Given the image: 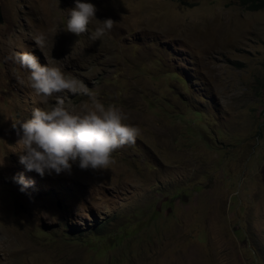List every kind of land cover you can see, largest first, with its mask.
Wrapping results in <instances>:
<instances>
[{
	"label": "rangeland",
	"instance_id": "1",
	"mask_svg": "<svg viewBox=\"0 0 264 264\" xmlns=\"http://www.w3.org/2000/svg\"><path fill=\"white\" fill-rule=\"evenodd\" d=\"M0 13V264H264V9Z\"/></svg>",
	"mask_w": 264,
	"mask_h": 264
},
{
	"label": "trees",
	"instance_id": "2",
	"mask_svg": "<svg viewBox=\"0 0 264 264\" xmlns=\"http://www.w3.org/2000/svg\"><path fill=\"white\" fill-rule=\"evenodd\" d=\"M241 3L253 11L264 9V0H241Z\"/></svg>",
	"mask_w": 264,
	"mask_h": 264
},
{
	"label": "water",
	"instance_id": "3",
	"mask_svg": "<svg viewBox=\"0 0 264 264\" xmlns=\"http://www.w3.org/2000/svg\"><path fill=\"white\" fill-rule=\"evenodd\" d=\"M68 19L70 22H73L74 21V18L71 17V16H68ZM2 21V17H1V13H0V22Z\"/></svg>",
	"mask_w": 264,
	"mask_h": 264
},
{
	"label": "clouds",
	"instance_id": "4",
	"mask_svg": "<svg viewBox=\"0 0 264 264\" xmlns=\"http://www.w3.org/2000/svg\"><path fill=\"white\" fill-rule=\"evenodd\" d=\"M68 16H71V17H73V16H72V15H70V14H68V15L66 16V18H67L68 22H69V23H73L74 21H73V22H70V21H69V19H68ZM73 18H74V17H73ZM74 20H75V19H74Z\"/></svg>",
	"mask_w": 264,
	"mask_h": 264
}]
</instances>
